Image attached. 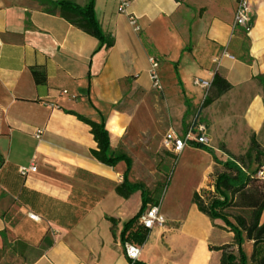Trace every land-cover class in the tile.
<instances>
[{
	"label": "crops",
	"instance_id": "1",
	"mask_svg": "<svg viewBox=\"0 0 264 264\" xmlns=\"http://www.w3.org/2000/svg\"><path fill=\"white\" fill-rule=\"evenodd\" d=\"M67 1L80 8L86 3ZM120 1L95 0L98 24L114 38L113 47L95 53V38L58 14L45 13L39 0H0V245L10 238L34 245L46 237L51 246L30 264H128L119 233L139 212L140 193L129 199L115 193L126 165L97 162L90 153L96 149L90 128L66 111L95 122L103 117L111 151L123 152L130 118L120 103L132 88L150 87L139 83L142 74L149 77L150 57L159 65L160 59L172 63L171 85L176 82L192 108L203 99L195 78L224 77L231 90L220 99L236 97L233 110L242 111L247 132L264 143L262 89L256 80L264 75V0H250L249 36L232 29L235 0H124V13ZM129 16L136 18L138 32ZM33 71L42 72L45 81L36 83ZM157 73L166 86L159 67ZM195 151L219 168L207 153ZM32 164L35 172L19 175V167ZM131 172L128 179L134 182ZM163 213L166 225L150 231L139 262L219 264L220 252L210 247L232 242L222 222L212 223L192 203ZM108 218L118 223L116 239Z\"/></svg>",
	"mask_w": 264,
	"mask_h": 264
},
{
	"label": "trees",
	"instance_id": "2",
	"mask_svg": "<svg viewBox=\"0 0 264 264\" xmlns=\"http://www.w3.org/2000/svg\"><path fill=\"white\" fill-rule=\"evenodd\" d=\"M85 1V6L80 8L72 1L67 0L56 2L39 0L45 13L58 14L70 25L95 38L99 42L95 53L102 49H110L114 45V38L110 34L102 32L94 12L95 0ZM33 74L36 83L45 81L42 72L33 71ZM177 80L178 85L182 87L178 77ZM256 80L262 89L264 107V75L257 76ZM230 90L231 85L226 79L215 73L202 107L211 105L214 100ZM88 102H90L89 98ZM184 103L186 111L182 119L183 122L191 115L192 110L190 101L185 99ZM66 113L75 116L78 121L90 128V133L96 143V149L90 153L97 162L107 167H115L120 162L126 165L123 182L115 188V193L123 199H129L133 194L139 192L141 207L134 217L122 225L119 241L121 245L130 242L141 247L147 241L150 231L139 224V217L148 205H156L159 200H154L153 193L147 189L145 184L129 181L128 177L133 161L124 152L114 153L111 151L110 134L106 130L103 117L99 116V121L95 122L75 112L66 111ZM262 132L264 135V125ZM191 148L207 153L213 163L220 168L219 172L210 176L209 191L194 192L191 198V202L196 206L198 212L206 216L212 223L214 221L222 222L224 227L221 229L232 234V242L229 245L210 247V250L220 252L219 264H264V146L253 134L250 136L248 147L242 155L234 156L222 149V152L228 156L225 161L219 160L211 148L197 144L191 145ZM168 154L177 158L170 153ZM169 180L168 177L167 183ZM167 183L162 187H165ZM107 220L110 223L111 235L116 239L118 223L113 218ZM43 242L48 247L51 246L46 237ZM245 242H250L252 245L249 258L246 257L243 250ZM135 264L144 263L138 261Z\"/></svg>",
	"mask_w": 264,
	"mask_h": 264
},
{
	"label": "rangeland",
	"instance_id": "3",
	"mask_svg": "<svg viewBox=\"0 0 264 264\" xmlns=\"http://www.w3.org/2000/svg\"><path fill=\"white\" fill-rule=\"evenodd\" d=\"M171 65L169 61L160 59L159 74L166 86L161 85V90H154L148 74H142L139 83L150 87L132 88L119 107L130 118L127 143L119 151L126 152L133 161L131 180L145 184L153 193L154 200L160 201L162 213L163 208L174 209L176 206L179 210L192 203V195L202 181H207V185L198 192H208L210 176L220 170L195 151L197 149L189 146L177 158L170 156L163 147L164 136L169 130L181 133L193 119H199L206 126L211 149L221 161L228 159L222 149L234 156L242 155L251 136L242 122V111L233 110L237 100L233 96L219 97L207 107H202L204 99L193 102L191 115L183 122L186 110L184 97L175 81L171 85ZM259 143L264 146L263 142ZM43 239L34 245L15 238L5 240L0 245V264H30L48 248ZM243 250L249 258L252 245L245 242Z\"/></svg>",
	"mask_w": 264,
	"mask_h": 264
},
{
	"label": "built area",
	"instance_id": "4",
	"mask_svg": "<svg viewBox=\"0 0 264 264\" xmlns=\"http://www.w3.org/2000/svg\"><path fill=\"white\" fill-rule=\"evenodd\" d=\"M127 4L128 3L124 0L120 1V13L125 12ZM235 5L236 7L232 29L234 31L240 29L245 35L249 36L253 30L250 0H235ZM128 20L134 31L138 32L139 28L136 24V18L134 16H129ZM222 57L231 58L227 53H223ZM219 60L220 59L216 58L213 60V63L215 65H219ZM149 64V79L151 88L154 90H161V83L157 73L159 61L156 58L150 57ZM211 83L212 81L210 80H203L198 78H195L193 80V86L202 91L203 99L206 98ZM42 134L43 131L38 130L35 137L37 139H40ZM193 144L211 148V141L208 137L206 126L197 118L193 119L182 133H178L174 130H169L163 139V147L165 148V150L176 157H178L187 146L191 147V145ZM36 169V166L32 164L29 167H19L18 173L22 177H26L29 173L35 172ZM28 217L33 221L38 220V217L33 214H29ZM138 222L144 229H147L148 231H152L156 228H163L166 225L167 220L165 215L161 212L160 202L156 205H148L145 211L139 217ZM121 248L128 264H135L139 261L141 253L140 246L130 242H126L121 245Z\"/></svg>",
	"mask_w": 264,
	"mask_h": 264
},
{
	"label": "bare ground",
	"instance_id": "5",
	"mask_svg": "<svg viewBox=\"0 0 264 264\" xmlns=\"http://www.w3.org/2000/svg\"><path fill=\"white\" fill-rule=\"evenodd\" d=\"M114 132V131H113Z\"/></svg>",
	"mask_w": 264,
	"mask_h": 264
}]
</instances>
